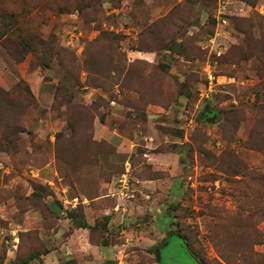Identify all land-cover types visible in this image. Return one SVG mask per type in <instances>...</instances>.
<instances>
[{"label":"rangeland","instance_id":"obj_1","mask_svg":"<svg viewBox=\"0 0 264 264\" xmlns=\"http://www.w3.org/2000/svg\"><path fill=\"white\" fill-rule=\"evenodd\" d=\"M172 231L264 264V0H0V264H197Z\"/></svg>","mask_w":264,"mask_h":264},{"label":"trees","instance_id":"obj_2","mask_svg":"<svg viewBox=\"0 0 264 264\" xmlns=\"http://www.w3.org/2000/svg\"><path fill=\"white\" fill-rule=\"evenodd\" d=\"M9 18L11 19V15H8V19ZM28 38H22L21 39V36H20V38L17 40L16 45H18V46L16 48L18 50H24V51H27V52H31L34 55H37L41 60H43V56H44V54H46L45 53L46 51L44 50V47H42V46L39 47V45H42L43 42L41 40H38V38L33 36L31 33H30ZM35 40L37 41V44H38L37 46H35L34 43H32V41H35ZM38 48L42 49V51H43V53H42L43 55L42 56H41V54L38 53ZM44 64L46 66H48V63H44ZM213 114H216L214 110H210V111L206 110V111L203 112L202 116L199 117V119L202 120V121H206L207 118L210 115H213ZM103 219L104 220L102 222H98V223H95V224L94 223L91 224V223L87 222V220H78L77 219L76 223H78L77 224L78 227H85V228H88V229H93V228L95 229L96 226L98 225L100 230H102L103 232H106L107 231L106 227H107V223L109 221V216H103ZM170 234L177 235L181 239L182 244H183V246H184V248L186 250V253H187V255H188V257L190 259H193L197 264H204L202 262V258L196 256L195 253H193L190 250V248L188 246V243L186 242V239H185V237L183 235H180L179 233H173V231L170 232ZM35 257H36V254L32 253V254H30V256L26 257L25 259H22L20 262L15 263V264H28L30 262V260L34 259Z\"/></svg>","mask_w":264,"mask_h":264},{"label":"built area","instance_id":"obj_3","mask_svg":"<svg viewBox=\"0 0 264 264\" xmlns=\"http://www.w3.org/2000/svg\"><path fill=\"white\" fill-rule=\"evenodd\" d=\"M126 173H123L122 176L118 179L117 182V189L118 192H114L113 194H117V193H123L124 190L122 189H127L128 188V180L126 179V174L128 173V169H126L125 171Z\"/></svg>","mask_w":264,"mask_h":264},{"label":"crops","instance_id":"obj_4","mask_svg":"<svg viewBox=\"0 0 264 264\" xmlns=\"http://www.w3.org/2000/svg\"><path fill=\"white\" fill-rule=\"evenodd\" d=\"M143 180L145 181H149V178H144ZM95 201V200H94ZM105 214V213H104ZM102 216H105V215H102ZM110 218V217H109ZM88 222V221H87Z\"/></svg>","mask_w":264,"mask_h":264}]
</instances>
